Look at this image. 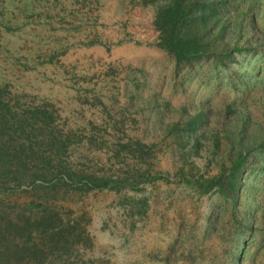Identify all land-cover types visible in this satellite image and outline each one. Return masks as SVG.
<instances>
[{
  "label": "rangeland",
  "instance_id": "374dc122",
  "mask_svg": "<svg viewBox=\"0 0 264 264\" xmlns=\"http://www.w3.org/2000/svg\"><path fill=\"white\" fill-rule=\"evenodd\" d=\"M168 2L0 0V264H264V0L180 65Z\"/></svg>",
  "mask_w": 264,
  "mask_h": 264
},
{
  "label": "trees",
  "instance_id": "16d2710c",
  "mask_svg": "<svg viewBox=\"0 0 264 264\" xmlns=\"http://www.w3.org/2000/svg\"><path fill=\"white\" fill-rule=\"evenodd\" d=\"M215 6L207 11L206 3H203V0H169L168 3L162 4L156 8L154 18L158 37L150 45L173 55L178 65L199 61L202 58H213L215 63L222 62L226 46H223L222 50H218V41L224 29L223 27L220 29L215 28V25L218 27L217 25L222 22V10ZM214 29H218L217 36L214 34L216 33ZM46 160L42 159V161L48 163ZM242 160L243 156L239 157L237 162L233 163L234 166L240 164ZM20 162L24 165L26 163L24 159H21ZM45 174L25 175L24 177L27 178L25 181L36 179L45 181L44 179L47 178V174ZM226 178L225 175L222 179L214 178L210 182L211 186L216 185L219 192L226 193V190L231 186V184L229 187L225 186L224 179ZM229 180L231 183L232 179L229 178ZM19 183L22 184L23 181L19 179ZM96 183L98 182L88 183V185L93 189L108 188V184L100 185ZM119 183L121 184V182ZM232 187L234 188V186H231L230 190L233 189Z\"/></svg>",
  "mask_w": 264,
  "mask_h": 264
}]
</instances>
